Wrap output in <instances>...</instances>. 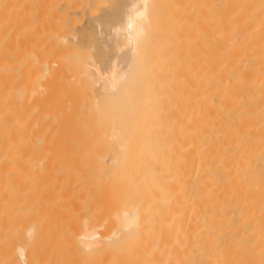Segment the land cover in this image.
<instances>
[{
  "label": "bare ground",
  "instance_id": "obj_1",
  "mask_svg": "<svg viewBox=\"0 0 264 264\" xmlns=\"http://www.w3.org/2000/svg\"><path fill=\"white\" fill-rule=\"evenodd\" d=\"M95 1L0 0V264H264V0H213L199 79Z\"/></svg>",
  "mask_w": 264,
  "mask_h": 264
},
{
  "label": "rangeland",
  "instance_id": "obj_2",
  "mask_svg": "<svg viewBox=\"0 0 264 264\" xmlns=\"http://www.w3.org/2000/svg\"><path fill=\"white\" fill-rule=\"evenodd\" d=\"M152 3L150 5L151 7H150V11L148 13V16H149L148 20H150L149 21L150 22L149 23V25H150L149 28H150V33L152 35L151 40L149 42V46H151V48L149 47L150 50L151 49L154 50L156 48L155 47V45H156L155 43H156L157 39L159 38L157 33H159L160 31L162 33V30H164L163 33H165V26L162 25V24L169 25L167 27H169L168 28V32H170L169 34H171V35H169L170 38L166 37V39H167L168 42H170V44L173 43L171 45V50L174 47L173 49L175 51V53L173 55L175 56L176 54L177 55L180 54L179 55L180 56V60H186V61L188 60L187 62L186 61L185 62L188 63L189 65L192 64L190 66V67L193 66L192 69H194L197 66H199L198 70L197 69H194V70L198 71L197 74H199V71L202 70V72H200V74H202V75L199 74L198 75V79L199 78H203L202 76L204 75V73L206 71H208L207 68H209V66H210L209 64L211 63L210 62L211 61V56H212V41H211V33H212V31L211 30H212V23H213V11L212 10H213L214 1L213 0H153ZM111 4H112V0H109V1L108 0H97V2L92 6V9H91L92 11L90 12L89 15L90 16L92 15L94 17L96 14H98V10H99L100 7H102V9H105L107 7L106 9H108V6L111 5ZM158 10H160V11L158 12ZM157 13H159V16H158L159 18L162 16L160 19L157 18V15H158ZM160 14H161V16H160ZM165 15H166V17H164ZM81 16L83 17V15H81ZM79 17H80V15H79ZM82 17H81V19H78V17H75V18L78 19V21L75 20V22L77 21L76 23L81 24V22L84 20V17H83V19H82ZM152 19H153V21L154 20L155 21L159 20L158 24H157V21L155 23V21L153 22ZM84 23H85V20H84ZM159 23H161V24H159ZM180 23H181V25L183 24V26L179 25ZM156 24H157V27H156ZM154 25H155V27H154ZM158 25L161 26L162 30H160L159 32L154 34L156 31H158V28H159ZM171 27L174 28V31H173V29ZM102 28L104 29V27H102ZM107 28H108V25H107V27L105 26L104 30H106ZM184 28H186V29H184ZM153 29H154V31H153ZM102 31L103 30H101V32ZM105 32L107 33L108 30L104 31V33ZM104 33L102 32L103 35H104ZM165 34L163 36H166ZM155 35H157V36L155 37ZM163 36L161 34V37H163ZM174 36H176V37H174ZM154 37L155 38L158 37V38L155 39ZM152 38H154V39H152ZM171 39H173V40H171ZM152 43H154V44H152ZM182 44H184V45L187 44L188 46H186V47L185 46H181ZM152 45H154V46L152 47ZM179 47H180L181 50L179 49ZM183 48H185V49H183ZM176 50H177V52L180 51V53L179 52L176 53ZM91 51H90V49H88L87 53H86V51L84 52V53H86L88 55V57H87L86 54H84V55H86L85 57L87 59L84 58V55H83V57H82L83 62H86V61H87V63L91 62L90 57L95 52L94 50H93L94 52L93 51L91 52ZM174 51L172 50V53ZM182 52L185 54V59H184V57L182 58V56H181ZM82 53H81V55H82ZM192 53H193V55H192ZM194 54H196V55H194ZM186 55H188V56H186ZM179 56H178V60H179ZM176 60H177V56H176ZM205 67H206V69H205ZM204 69L206 71L203 73ZM195 72L196 71H194V73ZM197 74L195 75V77L197 76ZM196 79H197V77H196ZM87 91L89 92V89Z\"/></svg>",
  "mask_w": 264,
  "mask_h": 264
}]
</instances>
